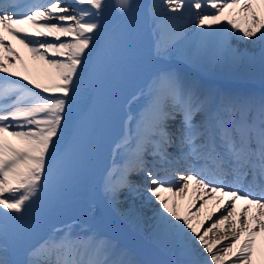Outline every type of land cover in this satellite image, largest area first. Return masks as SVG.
<instances>
[{
  "label": "snow or ice",
  "instance_id": "obj_1",
  "mask_svg": "<svg viewBox=\"0 0 264 264\" xmlns=\"http://www.w3.org/2000/svg\"><path fill=\"white\" fill-rule=\"evenodd\" d=\"M109 8L128 17L134 5L0 0V264H264V92L213 87L172 65L155 70L148 103L131 117L137 143L119 187L138 193L140 185L128 174L141 175L145 199L158 204L150 238L159 254L181 259H139L118 241L81 239L63 229L24 247L101 141L118 89L144 68L139 33L131 25H109ZM146 8L163 38L152 57L168 56L175 47L166 38L167 26L183 38L184 18L194 16L200 44L215 48L217 64L245 69L258 64L264 81V0H153ZM232 40L248 47L233 46ZM12 41L41 62L43 79L29 71ZM117 54L123 70L108 79L106 69ZM130 134L121 136L117 152L127 147ZM172 147L177 162L191 167L162 176L146 157L171 165ZM190 184L201 195L209 189L222 194L205 216L211 220L221 213L211 227L179 211L176 198ZM119 187L104 183L113 204L119 202ZM221 224L230 225L226 234L207 238ZM18 251L22 258H16Z\"/></svg>",
  "mask_w": 264,
  "mask_h": 264
},
{
  "label": "bare ground",
  "instance_id": "obj_2",
  "mask_svg": "<svg viewBox=\"0 0 264 264\" xmlns=\"http://www.w3.org/2000/svg\"><path fill=\"white\" fill-rule=\"evenodd\" d=\"M63 2L71 4L73 0H63ZM108 2L111 3V0H108ZM152 2L153 0H131L134 8L128 17H121L111 8L106 12V22L109 25H113L118 20L117 24L113 26L131 25L139 33L138 44L141 53L145 57L144 68L128 78L127 81H130L137 74L145 70L150 68L153 70L141 75L129 87L122 85L118 89L103 137L99 144L92 149L84 166L77 171L79 174L83 173V175L68 188L66 196L47 217L51 221L44 223V226L34 230L25 240L24 247L37 242L40 237L38 234H45L48 229L53 230V227H57L55 226L56 222L60 220L61 216L74 214L70 208H59L60 206L68 207L72 202H79L80 204L76 207L75 211H90L95 217V222H91L89 219L83 221L90 225H86V228L88 227L95 236H98V233H100L98 229L103 231L105 228L114 235V237L109 236L110 239L118 241L122 246L137 252L138 255H136L142 257L141 259H160L166 261H179L181 259L178 255L170 253L159 254L150 238L151 217L158 208V204L154 198L149 202L145 199L147 195L145 191L138 193L125 192V188L121 190L119 187L124 175V166L126 162H131L132 153L137 143L135 135L137 121L131 119V117L140 112V110L135 112L136 107L140 105L144 106L148 103L149 85L153 79L155 70L168 65H176L174 67L187 77L199 80L213 87L225 90L247 91L255 95L264 92V81L261 79L258 64L254 68L248 69L230 67L222 63L217 64L215 48L211 45L206 44L201 46L200 44L201 38L196 35L198 29H196L193 23L195 20L194 16H186L184 18L188 27L182 33L183 38L178 39L175 36L176 29L174 26H167L166 30H164L166 31V38L169 42L176 41L175 47L172 48L168 56L152 57L151 54L155 51L157 41L163 39L161 30H157L155 24L148 16L146 6ZM155 2L159 3L162 0H155ZM12 43L24 58L29 71L43 79L45 69L41 62L32 57L27 49L16 41H12ZM231 43L233 46H238L242 49L248 47L243 43H238L236 40H232ZM179 66L189 70L190 73L183 72V68ZM122 70L123 65L120 56L117 54L106 69V76L108 79H113ZM233 85H238L239 87ZM246 86H250L251 88L247 89ZM126 107L129 108V112L125 110L123 112V109ZM145 124H147V120ZM129 131L131 133L128 136L130 142L127 147H123L117 152V143L120 141L121 136L129 133ZM148 150L151 152V146L148 147ZM148 157L152 158L153 156L148 155L146 159ZM147 161L149 162L148 159ZM150 165L148 164V166ZM106 180L119 187L118 203L113 204L106 197L104 192ZM134 181L144 185L142 180ZM68 196H75V199L72 202L66 203L65 198ZM219 198L211 197L209 192H206L204 195L194 192L192 185H189V189L176 199L181 214H185L187 210L195 216L194 223L204 220V227H211L220 218L221 213H214L211 220H205V216L208 212L213 211L216 207L215 201ZM192 199H195L194 204H191ZM205 201L207 202L205 203ZM190 204L191 208H189ZM237 204L239 206L240 203ZM90 205L97 206L103 209V211L95 212L89 207ZM229 227L230 225L221 224L218 229H213V231L209 232L207 238L219 239L221 235L226 234V229ZM100 238L104 239L103 236H100ZM16 258H22V251L17 252Z\"/></svg>",
  "mask_w": 264,
  "mask_h": 264
}]
</instances>
